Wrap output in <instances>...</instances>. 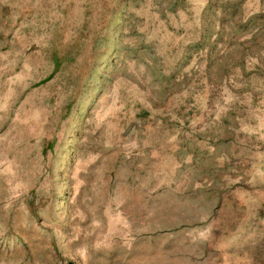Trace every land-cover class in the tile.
Returning a JSON list of instances; mask_svg holds the SVG:
<instances>
[{"label":"rangeland","instance_id":"obj_1","mask_svg":"<svg viewBox=\"0 0 264 264\" xmlns=\"http://www.w3.org/2000/svg\"><path fill=\"white\" fill-rule=\"evenodd\" d=\"M0 264H264V0H0Z\"/></svg>","mask_w":264,"mask_h":264}]
</instances>
